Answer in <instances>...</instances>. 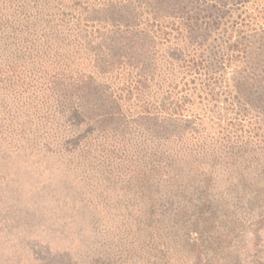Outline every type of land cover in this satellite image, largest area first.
Here are the masks:
<instances>
[{
    "label": "trees",
    "instance_id": "16d2710c",
    "mask_svg": "<svg viewBox=\"0 0 264 264\" xmlns=\"http://www.w3.org/2000/svg\"><path fill=\"white\" fill-rule=\"evenodd\" d=\"M34 3L73 143L95 137L164 199L264 161V0Z\"/></svg>",
    "mask_w": 264,
    "mask_h": 264
},
{
    "label": "rangeland",
    "instance_id": "374dc122",
    "mask_svg": "<svg viewBox=\"0 0 264 264\" xmlns=\"http://www.w3.org/2000/svg\"><path fill=\"white\" fill-rule=\"evenodd\" d=\"M34 4L0 0V264H264V161L164 199L73 143Z\"/></svg>",
    "mask_w": 264,
    "mask_h": 264
}]
</instances>
